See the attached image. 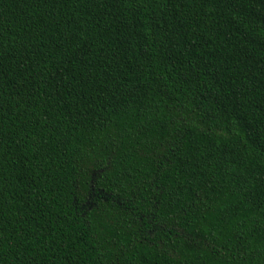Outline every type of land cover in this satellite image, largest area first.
I'll use <instances>...</instances> for the list:
<instances>
[{
    "label": "trees",
    "instance_id": "16d2710c",
    "mask_svg": "<svg viewBox=\"0 0 264 264\" xmlns=\"http://www.w3.org/2000/svg\"><path fill=\"white\" fill-rule=\"evenodd\" d=\"M0 264H264V0H0Z\"/></svg>",
    "mask_w": 264,
    "mask_h": 264
}]
</instances>
